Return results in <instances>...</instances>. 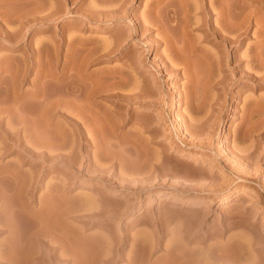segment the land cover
<instances>
[{"label":"rangeland","instance_id":"obj_1","mask_svg":"<svg viewBox=\"0 0 264 264\" xmlns=\"http://www.w3.org/2000/svg\"><path fill=\"white\" fill-rule=\"evenodd\" d=\"M152 1L0 0V135L15 132L23 139L1 143L0 136V146H10L0 150V174L17 169L23 177L18 179L26 181L46 172L39 176L34 197L25 195L33 207L48 185L69 181L71 205L85 207L73 209L66 218V234L85 238L79 247L72 241L79 248L76 264H91L96 257L92 264H264V68L253 66L250 58L255 49L264 52V45L257 44L264 30L247 20L242 41L225 48L205 34L201 9H192L186 20L197 18L200 24L181 28L184 21L178 13L182 21L166 31L167 37L178 38L176 50L149 22L153 14L164 22L167 0ZM238 1L229 4L234 10L229 6L230 14L247 11L246 0ZM189 3L193 7L199 0ZM205 3L213 7L211 24L218 26V1ZM150 7L151 15H146ZM260 15L264 17L262 11ZM140 23L149 28L141 31ZM204 54L220 59L213 70ZM249 71L262 78L250 77ZM73 80L82 110L92 115L85 120L78 112L79 128L96 138L78 140L73 135L75 128L63 115L75 110H51L42 102L50 92L59 93L61 84L73 86ZM32 90L37 92L33 97ZM128 94L133 96H122ZM195 95L201 105L190 106L187 98ZM90 103L96 105L92 110ZM8 105H16L17 115ZM41 109L44 114L53 111L51 119L40 117ZM20 113L26 114L24 120ZM57 132L64 133L62 139L70 138L64 149L56 148L62 140ZM43 136L50 141L53 137L51 143L57 146L48 153L56 157L47 162L33 155L30 159L24 148L38 149L37 138ZM48 205L51 212L55 204ZM19 215L13 239L7 225L0 227V264H8L10 253L15 264H72L70 255L56 260L46 252L47 243L57 255L63 252L59 240L48 236L32 241L35 252L27 257L26 234L36 227Z\"/></svg>","mask_w":264,"mask_h":264},{"label":"bare ground","instance_id":"obj_2","mask_svg":"<svg viewBox=\"0 0 264 264\" xmlns=\"http://www.w3.org/2000/svg\"><path fill=\"white\" fill-rule=\"evenodd\" d=\"M158 1H160V0H153L152 1V4L154 5L155 3L157 4V2ZM166 1V0H165ZM216 1H218V3H217V8H216V12H217V14H218V17H219V20H220V22H219V24H217L218 26H216V25H212L211 24V22H210V18H211V14H212V12H211V10L213 9V7H212V9L210 8V7H208V6H205V0H199V3H197V5H192L193 7H191V3H189V0H167V2L165 3V15H164V22H163V20L161 19V20H159L158 19V17H156V15L155 14H153L152 15V18H151V20L149 21L150 22V24L151 25H154L155 24V26L156 27H159V29H161V31L159 30V33H160V37L164 40V42H168L167 44H169V46H172L173 44H174V42L176 43H178V38H177V41H176V39H174V38H176V37H167L168 36V33L166 32V31H168L167 29H169L170 27L171 28H173V27H175V24L177 25L178 23H176V20H178L179 21V19L181 18L184 22H183V27H181V25H180V27L181 28H186L187 26H189V25H191V23L193 24H197L198 23V21H199V19H200V21L199 22H201V23H203V25H204V29L206 30L205 32V34H211L212 35V37H213V39L215 40V42L214 43H216V44H222L223 45V47H225V48H227V47H229V46H232V45H234V43L235 44H237V43H240L241 41H242V34L243 33H245V29L247 28V27H245L246 26V23H248V22H246L247 20H250L251 19V21L252 20H254V21H252L253 23L255 22V23H257V24H259L257 27V29H260V31L261 30H264V17H261V15H260V13H261V11H262V13H264V0H246L245 2H247L246 4H245V2L243 3V5L245 4V6H247L246 7V9H247V11L244 13V14H242L241 13V10L242 9H240L241 7H242V5H241V7L239 6V9H240V12L238 11L236 14H230V11H229V9H230V7H231V11L233 10L232 9V7L233 6H231V5H229V4H232L233 3V5H234V3L235 2H238L239 3V1L238 0H216ZM164 2V1H163ZM198 2V1H197ZM228 2H230V3H228ZM190 4V5H189ZM196 4V3H195ZM236 4V3H235ZM242 4V3H241ZM183 5H185V7L188 5V7H187V9L185 8V7H183ZM252 5V7H250ZM149 6H151V4L149 5ZM230 6V7H229ZM236 7H238V6H236ZM244 7V6H243ZM151 8L152 7H150L149 9H148V11H147V14L146 15H148L150 12H151ZM192 9H194V10H197V9H201V12H203V15L201 16V17H203V18H199V19H197V18H194V20H192V22L190 21V20H186V19H188L187 17L191 14V12H192ZM237 9V8H236ZM235 9V10H236ZM245 10V9H244ZM154 11V10H153ZM191 11V12H190ZM234 11V10H233ZM237 11V10H236ZM243 11V10H242ZM155 12V11H154ZM153 12V13H154ZM200 12V13H201ZM244 12V11H243ZM158 13V12H157ZM178 13H179V15H181V17L179 18V16H177L178 15ZM149 15H151V14H149ZM176 15V16H175ZM192 16V15H191ZM262 16H264V15H262ZM149 17V16H148ZM159 17H160V15H159ZM163 18V17H162ZM149 19H150V17H149ZM180 19V21H182ZM191 19V18H190ZM143 20H146L145 18L143 19ZM142 20V21H143ZM147 21V20H146ZM144 22V21H143ZM173 22H175V23H173ZM246 22V23H245ZM148 23V22H147ZM165 23V24H164ZM245 23V24H244ZM140 24H142V23H140ZM181 24V23H180ZM198 24H200V23H198ZM248 24H250V22L248 23ZM247 24V25H248ZM242 25L245 27H243L242 28ZM164 26H169L168 28H164ZM179 26V25H178ZM135 27V26H134ZM149 27L148 26H146V24L144 25V24H142L141 26H140V29H141V31L142 30H147ZM188 28V27H187ZM158 29V28H157ZM170 31H171V29H170ZM169 31V32H170ZM134 32H135V30H134ZM177 32V31H176ZM247 32V31H246ZM167 33V34H166ZM183 33V32H182ZM170 34V33H169ZM177 34V33H176ZM180 35H182V34H180ZM262 35H264V32H262ZM170 36V35H169ZM176 36V35H175ZM186 37H187V35H185ZM190 37V36H189ZM188 38V37H187ZM162 39H160V40H162ZM182 39V38H181ZM189 39V38H188ZM175 40V41H174ZM183 41V40H182ZM170 42V43H169ZM171 44V45H170ZM257 44L258 45H264V38H262L261 40H259L258 42H257ZM177 45V44H176ZM191 45V44H190ZM174 46V45H173ZM192 46V45H191ZM191 46H190V48H191ZM178 47V46H177ZM255 47V46H254ZM167 48V47H166ZM174 48L176 49V47L174 46ZM194 48H197V46L195 47L194 46ZM193 48V49H194ZM192 49V50H193ZM258 49H259V47H258ZM170 50V49H169ZM176 50H178V49H176ZM194 50H196V49H194ZM197 50H198V48H197ZM262 51H264V48H262ZM171 52V51H170ZM185 53H187L186 51H184ZM201 52V51H200ZM260 51H257L256 49L252 52V54H251V56H250V58H251V62L252 63H254V65L253 66H255V67H257V68H259L260 67V69L261 68H264V52H262V54L260 55V53H259ZM174 53V52H173ZM180 53V52H179ZM195 53V52H194ZM171 54V53H170ZM177 54V53H176ZM173 55H175V54H173ZM180 55V54H179ZM167 56H170V55H167ZM182 56H184V55H182ZM188 56V55H187ZM171 58H172V55L170 56ZM179 57V56H178ZM181 57V56H180ZM207 58L208 59V61L209 62H211V63H209V64H212V70H213V64L215 65V66H217L218 64V60H220V59H218V57H211L209 54H204L203 55V58ZM169 59V58H168ZM176 59V58H175ZM180 59V58H179ZM182 59V58H181ZM86 60V59H85ZM171 60V59H170ZM184 60V59H183ZM206 60V59H205ZM172 61V60H171ZM175 61H177V60H175ZM184 62V61H183ZM187 62V61H186ZM187 64V63H186ZM234 67H236L238 70H240V71H242L243 72V69L240 67V64L239 63H236L235 64V66ZM65 69V68H64ZM255 69V68H254ZM185 70H186V68H185ZM185 70H184V72H185ZM80 71V70H79ZM255 71H257V70H255ZM124 72V71H123ZM125 72H127V71H125ZM210 72H211V70H210ZM213 72V71H212ZM77 73H80V72H77ZM188 73V72H187ZM250 77H254V78H262V75H264V74H262V75H258L257 76V74H255L254 73V71L253 72H246ZM259 73V72H258ZM56 74V73H55ZM82 74H84V73H82ZM189 74V73H188ZM211 75H212V73H210ZM71 75V74H70ZM90 75V74H89ZM190 75V74H189ZM69 76V75H68ZM85 76V75H84ZM213 76L217 79L218 78V75L216 76L215 74H213ZM58 77V76H57ZM82 77V76H81ZM88 77V76H87ZM86 77V78H87ZM127 77V76H126ZM187 77H188V75H187ZM209 77V76H208ZM215 78H214V80H215ZM219 78H220V76H219ZM53 79H56V77L55 78H53ZM65 80H66V78H64ZM68 79V78H67ZM77 79V78H76ZM84 79V78H83ZM58 80V79H57ZM212 80V79H211ZM220 80H221V78H220ZM219 80V81H220ZM74 81V80H73ZM70 82V83H72L73 84V86L71 85H69V81L67 82L68 83V85L69 86H67V84L66 85H62V87H64V89L62 88L61 89V85L59 86L60 87V92L59 93H57V92H55V91H53V93L52 92H50L51 94H47V95H45V97L42 95V93L43 92H41V95L43 96V100H42V102H44L43 104L45 105V106H48V108H50L51 107V110H52V108H56L57 110L56 111H60V109H59V107L60 108H66V107H69V108H72L73 110H75L74 112H70V113H72V114H66V113H69V112H64L63 114V116H65V118L67 119V121H69L73 126H74V128H75V130H73L74 132H73V135L76 137L77 136V139L78 138H80V139H85V138H87L88 140H90V139H93L92 138V136H95V134L93 135V134H90L89 133V131H88V134L87 133H85V131H83V129H81V127L79 128V123H78V120H76L77 119V117L78 116H76L77 115V113L79 112L80 113V115L82 116V118H84L85 120H89V116H92V115H89L88 116V114L87 113H89V112H87L88 110H82V108H81V106L83 105H81V104H79V101L77 100V94L75 93V92H77L76 90H75V86H74V84H76V82L74 81V82ZM79 81V80H78ZM216 81H218V80H216ZM57 82V81H56ZM66 82V81H65ZM64 83V82H63ZM42 84V83H41ZM41 84H40V87H41ZM79 84V83H78ZM55 85V84H54ZM79 85H81V84H79ZM96 85V84H95ZM94 85V86H95ZM37 86V85H36ZM58 86V85H57ZM56 86V87H57ZM78 86V85H77ZM55 87V86H54ZM53 87V88H54ZM96 87V86H95ZM36 88V87H35ZM52 89V88H51ZM78 89V88H77ZM93 89H95V88H93ZM98 89H99V87H98ZM35 90V89H34ZM34 90H32L31 92V95L36 91H34ZM57 90V89H56ZM91 90V89H90ZM100 90V89H99ZM99 90H98V92H96V93H99ZM34 91V92H33ZM37 91H40V89H38ZM94 91V90H93ZM96 91V90H95ZM100 91H103L102 89L100 90ZM190 91V90H189ZM39 93V92H38ZM92 93V92H91ZM94 93V92H93ZM188 93V92H187ZM190 93H191V91H190ZM201 93V92H200ZM34 94H37V92H35ZM40 94V93H39ZM88 94H90V93H88ZM91 95H93V94H91ZM189 95V94H188ZM37 96H40V95H37ZM88 96V95H87ZM123 97H127V98H129V97H131V96H133V95H122ZM197 95H195V99H194V97L192 96V99H191V96L190 97H188L187 98V102H189L190 103V106H192V105H201L200 104V99L201 98H199L198 99V97H196ZM32 97H33V95H32ZM202 97V96H201ZM80 99V98H79ZM37 101V100H36ZM39 101H41V100H39ZM192 101H198V102H192ZM38 102V101H37ZM205 102V101H204ZM82 103V102H81ZM97 103V102H96ZM95 103V104H96ZM195 103V104H194ZM201 103H202V101H201ZM39 104V103H38ZM43 104H42V106H43ZM90 104H92V105H88L89 107H90V109H91V107L93 106V107H95L96 105H94L93 103H90ZM98 104V103H97ZM40 105V104H39ZM61 105H63L64 107H62ZM85 105V104H84ZM9 106V105H8ZM12 106V105H11ZM9 106V108H11V113L13 114V116H14V114L16 113V115H17V111L15 110L16 109V105L14 106ZM50 106V107H49ZM87 106V107H88ZM1 107V106H0ZM20 107V106H19ZM18 107V108H19ZM44 107V106H43ZM86 107V105H85V107L84 108H87ZM98 107V106H97ZM100 107V106H99ZM196 106H194V108H195ZM5 108V107H4ZM41 108V107H40ZM46 108V110H48L47 109V107H45ZM193 108V107H192ZM198 108V107H197ZM2 109V108H1ZM0 109V112L2 113V111L3 110H1ZM6 110H7V108H5ZM22 108H20L19 110H21ZM67 109V108H66ZM66 109H64V110H66ZM88 109V108H87ZM16 112H15V111ZM25 110V109H24ZM33 110H34V108H33ZM45 110V109H44ZM43 110V112H42V109L40 110L41 111V114H42V116H40V114H38L40 117H43V115H45L44 116V118L46 117V116H50V119H51V115H48L50 112H53V111H50L49 110V112H48V114L46 113V114H44L45 112H46V110L44 111ZM92 110V109H91ZM100 110V109H99ZM68 111V110H67ZM72 111V110H71ZM104 111V110H103ZM4 112V111H3ZM30 112H31V110H30ZM87 112V113H86ZM8 113H9V111H8ZM10 113V114H11ZM26 113H29V112H26ZM55 113V112H54ZM53 113V114H54ZM57 113H59V112H57ZM100 113V112H99ZM102 113V112H101ZM21 114V113H20ZM33 115H34V113H32ZM31 113H30V115H32ZM51 114V113H50ZM52 114V115H53ZM105 114V113H104ZM103 114V115H104ZM3 115V114H2ZM7 115V114H6ZM22 115V114H21ZM20 115V116H21ZM23 115H26V114H23ZM22 115V116H23ZM36 115V114H35ZM79 115V114H78ZM102 115V114H101ZM110 115V114H109ZM13 116H11L10 118L11 119H13L14 117ZM19 116V117H20ZM21 116V117H22ZM54 116H55V114H54ZM53 116V117H54ZM74 116H76V118H74ZM81 116H80V118H81ZM18 117V116H17ZM104 117H107L106 115H104ZM27 118V117H26ZM43 118V119H44ZM47 118V117H46ZM45 118V120H47ZM49 118V117H48ZM80 118H78V119H80ZM93 118V117H92ZM108 118V117H107ZM14 119H16V118H14ZM25 119V117L23 116L22 117V120H24ZM106 119V118H105ZM31 120V119H30ZM81 120V119H80ZM79 120V121H80ZM92 120V119H91ZM12 121V120H11ZM19 121V120H18ZM25 121H28L27 119L25 120ZM48 121H49V119H48ZM53 120H51V122H52ZM109 121V120H108ZM110 121H112V120H110ZM17 122V121H16ZM22 122V121H21ZM46 122V121H45ZM86 122V121H85ZM15 123V122H14ZM19 123V122H18ZM26 124H27V122H25ZM84 123V122H83ZM91 123V122H90ZM114 123V122H113ZM113 123H112V125H113ZM26 124H24V127H25V125ZM46 124V123H45ZM50 125H53V126H55L56 124H51V123H49ZM60 124V123H59ZM84 125V124H83ZM111 125V126H112ZM13 126V125H12ZM52 126V127H53ZM57 126V125H56ZM2 127V126H1ZM23 127V128H24ZM28 127V126H27ZM47 127H49L48 125H47ZM62 127V126H61ZM88 127V126H87ZM4 128H5V126H4ZM3 128V129H4ZM8 128V127H7ZM10 128V127H9ZM31 128V127H30ZM56 128V127H55ZM111 128V127H110ZM12 129V128H11ZM57 129V128H56ZM55 129V130H56ZM7 130V129H6ZM27 130H28V128H27ZM32 130V129H31ZM54 130V129H53ZM57 130H59V127H58V129ZM61 130H63V129H60V131ZM94 130V129H93ZM22 131V130H21ZM25 131V130H24ZM3 132V131H2ZM23 132V131H22ZM29 132H30V130H29ZM64 132V131H63ZM62 132V133H63ZM15 133V132H14ZM14 133H8L7 131H4L3 132V134H1V135H3V137H2V139H1V143L2 142H4V140H6V139H14V142H15V144L16 143H18V142H20L21 141V138H22V136L20 137V136H18V137H16L15 135L16 134H14ZM19 133V132H18ZM24 133V132H23ZM31 133V132H30ZM58 133V132H57ZM65 134H66V132H64ZM64 133L63 134H61V133H58V134H60L59 136H61V138L58 136V138H60V139H62V136H64ZM92 133H95V130H94V132H92ZM22 134V133H21ZM49 134V132L47 133V135ZM50 134H52V133H50ZM69 134V133H68ZM98 134V133H97ZM0 135V136H1ZM14 135V136H13ZM25 135V134H24ZM27 135V134H26ZM33 135H34V133H33ZM71 135H72V133H71ZM89 135V136H88ZM29 136V135H28ZM27 136V137H28ZM50 136V135H49ZM48 136V137H49ZM66 136V135H65ZM73 136V137H74ZM25 137V136H24ZM36 137V136H35ZM39 137V136H38ZM41 137V136H40ZM48 137H44L43 136V138L42 139H39V138H37V144H35V145H38V149H35L34 147H32V148H34V151L32 150V148L30 149V147H28L27 145V147H25L24 149H26V151L25 152H27L28 154H30V156L31 157H29L30 159H32V157L34 156V158L35 157H40L41 158V160L42 161H44V162H47V161H51L52 159H53V156H55V155H53L52 154V152H50V153H48L49 151H50V149L52 148V149H54L57 145V147L56 148H60L62 145H66V143L65 142H67L68 140H70V138L68 139V140H66L65 139V137H63V139L60 141L61 143H60V145H59V143L55 146V147H53L54 145L51 143V141H53L52 140V138H51V141H50V139L48 138ZM67 137V136H66ZM73 137H71V139H73ZM95 138H96V136H95ZM9 139V140H10ZM25 140V139H24ZM59 140V139H58ZM74 140V139H73ZM75 140H76V138H75ZM79 140V139H78ZM86 140V139H85ZM13 141V140H12ZM11 141V144L12 145H14V142H12ZM22 141H23V139H22ZM22 141H21V143H22ZM34 141V140H33ZM94 141H95V139H94ZM5 142H7V140L5 141ZM4 142V143H5ZM29 142V141H28ZM31 142V141H30ZM3 143V144H4ZM25 143V142H24ZM33 143V142H32ZM99 143V142H98ZM97 143V144H98ZM30 143H28V145H29ZM67 144H68V142H67ZM11 145V146H12ZM23 145V144H22ZM70 145V144H69ZM72 145V144H71ZM100 145V144H99ZM98 145V146H99ZM74 146V145H73ZM4 147L7 149V148H9L10 146L8 145V147H7V145L5 144V145H1L0 146V150H2V153H3V150H4ZM21 147V146H20ZM23 147V146H22ZM70 147H72V146H70ZM97 147V146H96ZM55 148V149H56ZM62 148V147H61ZM65 148V146L62 148V149H64ZM69 148V147H68ZM5 149V150H6ZM10 149V148H9ZM8 149V150H9ZM15 149V148H14ZM23 149V148H22ZM51 149V150H52ZM67 149V148H66ZM13 150V149H12ZM11 150V151H12ZM35 150H37V151H35ZM58 150V149H57ZM60 151V150H59ZM63 151V150H62ZM61 151V152H62ZM70 151V150H69ZM84 153L85 152H87V149H84L83 148V150H82ZM1 152V151H0ZM54 152V151H53ZM57 152V151H56ZM71 152V151H70ZM65 153V152H64ZM73 153H74V151H73ZM25 154V153H24ZM27 154V155H28ZM77 154V153H76ZM22 155V154H21ZM26 155V154H25ZM33 155V156H32ZM66 155V154H65ZM71 155V154H70ZM68 156V155H67ZM67 156L65 157V158H67ZM72 156V155H71ZM74 156V155H73ZM56 157V156H55ZM54 157V158H55ZM28 157H27V159H29ZM58 158V157H57ZM64 158V157H63ZM69 158V157H68ZM71 158V157H70ZM73 158V157H72ZM24 159V158H23ZM64 160V159H63ZM69 161V160H68ZM31 162V161H30ZM68 164L69 163H71V161L70 162H67ZM15 166V165H14ZM64 167H67V164H66V162L64 163ZM208 167H212V164L210 163V164H208ZM0 168H1V166H0ZM12 169V168H11ZM37 170V169H36ZM0 172H1V170H0ZM11 172V171H10ZM13 173L12 174H4V175H2V174H0V227L1 226H5V225H7V227H9V229H10V237L13 239L14 237H16L15 235L17 234L16 233V224H18V223H14V221H15V219L14 218H16L15 216L18 214H20L21 216H23V218H24V221H25V219H30V220H32V222H34V226L36 227V228H34L33 230H31L30 232H28L27 234H26V240L28 241V244L26 245L25 243H24V245H26V247L24 248V249H26L25 251V253H26V256L27 257H31L32 256V254H34V250L32 249L33 247L32 246H30L29 244H31V242L33 241H42L43 242V240H42V238H43V236H48V238L49 239H51V238H54V240L56 239L57 241H58V243H59V245L58 246H60V249L62 248V250L60 251V252H62V253H60L63 257H61V256H59V255H57L56 254V249H52L53 247H54V245H51L52 243H51V241H50V243L51 244H49V243H47L46 244V247H47V251L46 252H49L50 254H55L54 255V259H58V260H66V256L67 255H70L71 256V259H72V264H76V262H77V260H78V249L76 250V245H74V244H77L78 246L77 247H79V244H82V242L85 240V238H84V236L82 235V234H76L75 236H74V238L72 237V238H70L67 234H66V231H67V229L69 228L68 227V224H67V222H66V218L68 217V214L73 210V209H76V210H78V209H84L85 207H84V205H83V203H78V204H74V205H71V197L68 195V191H69V181L68 180H65V179H61L60 180V182H58V184H50V185H48L47 186V190H46V192H45V194H43L44 196H43V198H41L39 201V204H38V206H35V207H33V206H30V204H28L27 203V198H26V194L28 193V194H30V196H29V198H33L34 197V195H35V191L37 190V186H38V179L40 178L39 176L41 175V177L43 176V175H46V174H44V173H46V172H44L43 174L42 173H40V172H38L37 174H35L34 173V176L31 178V176L28 178V180H26L25 181V179H27V177L25 178V179H23V180H19L18 179V177H19V174H21V173H19V171L17 170V169H15L14 171H12ZM34 172H35V170H34ZM43 172V171H42ZM50 172V171H49ZM3 173V172H2ZM26 174H28V173H26ZM9 175V176H8ZM22 175V174H21ZM25 175V174H24ZM26 176V175H25ZM24 176V177H25ZM19 178H23V177H19ZM43 178V177H42ZM41 178V179H42ZM60 179V178H59ZM41 181V180H40ZM11 188H12V192H10L11 191ZM8 192H10V193H8ZM54 198V199H53ZM51 199H53V200H55L56 199V202L58 203H56L55 201V203L53 202V201H51V202H53V203H51V202H49ZM48 204H50L51 205V207L54 205V211H52V209H51V212H50V206L48 205ZM52 213H54V214H52ZM53 216H52V215ZM19 215V216H20ZM26 216V217H25ZM49 216H52V217H50V218H52V220L50 221V218H49ZM19 218H21V217H19ZM27 219V220H28ZM16 221H18V219L16 218ZM15 221V222H16ZM22 221V220H21ZM20 221V222H21ZM22 223V222H21ZM20 223V224H21ZM26 223V222H25ZM23 224H24V222H23ZM19 225V224H18ZM26 225V224H25ZM20 227V226H19ZM30 227V226H29ZM17 228H18V226H17ZM25 231V230H24ZM17 232H19V231H17ZM26 232H27V229H26ZM21 235V234H20ZM23 237H24V234H23ZM47 238V237H46ZM17 239V238H16ZM20 239V238H19ZM71 239H73V240H71ZM25 240V241H26ZM53 240V241H54ZM37 241V242H38ZM48 241V240H47ZM72 241H74L75 243L73 244V242ZM41 242V243H42ZM27 243V242H26ZM57 243V244H58ZM84 243V242H83ZM33 244V243H32ZM56 244V245H57ZM19 245V244H18ZM23 245V246H24ZM74 245V246H73ZM19 247V246H18ZM31 247V248H30ZM51 250H52V252H51ZM22 251H24V250H22ZM67 253V254H66ZM97 254V253H96ZM25 255V254H24ZM31 255V256H30ZM39 255V254H38ZM93 255H95V254H93ZM106 255V254H105ZM12 256H14V255H11V253L7 256V254H6V260L8 261V264H15L14 262H13V258H12ZM37 256V255H36ZM39 256H41V254L39 255ZM81 256V255H80ZM97 256H99V254H97ZM4 257V256H3ZM16 257V256H15ZM43 257V256H42ZM199 257V256H198ZM0 258H1V256H0ZM40 258V257H39ZM92 258V257H91ZM94 258H95V256H94ZM97 258V257H96ZM96 258L94 259V260H90L92 263L93 262H95L96 261ZM133 258H135V257H133ZM2 259V258H1ZM24 259V258H23ZM26 259H29V258H26ZM81 259V258H80ZM31 260H32V258H31ZM134 260V259H133ZM22 261V260H21ZM81 261V260H80ZM89 261V262H90ZM16 262V261H15ZM24 262V261H23ZM28 262V261H27ZM184 262V261H183ZM183 262H181V263H183ZM208 262V261H207ZM91 263V264H92ZM96 263V262H95ZM142 263V262H141ZM140 263V264H141ZM29 264V263H28ZM78 264V263H77ZM149 264H153V263H149ZM203 264H204V262H203Z\"/></svg>","mask_w":264,"mask_h":264}]
</instances>
